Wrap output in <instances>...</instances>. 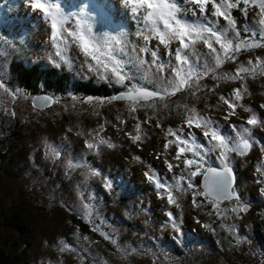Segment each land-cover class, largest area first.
Returning a JSON list of instances; mask_svg holds the SVG:
<instances>
[{"label": "rangeland", "instance_id": "374dc122", "mask_svg": "<svg viewBox=\"0 0 264 264\" xmlns=\"http://www.w3.org/2000/svg\"><path fill=\"white\" fill-rule=\"evenodd\" d=\"M59 3L66 12L83 13L97 34L112 26L115 19L124 21L127 18L119 0H59ZM257 12V8H250L249 18L259 19ZM6 15L15 17V25L13 18L12 22L4 24L9 27L12 38L9 44L0 43V78L5 80L7 77L9 54L14 53L16 48L11 46L7 49L5 46L15 44L13 38L18 29L24 30L26 37L29 36L28 43L34 48L30 57L42 61L48 59L56 66L53 59H60L54 55L50 27L38 12L29 8L27 0H0V18ZM78 18L73 17L69 26L74 27ZM131 23L129 21L123 29L128 32L129 40L134 45H142L143 41L134 34ZM245 23L247 21L243 20L240 24ZM156 43L152 41V44ZM177 46L176 43L172 44V48ZM197 47L202 52L208 51L202 43ZM67 56L71 66L62 61L63 66L71 70L73 76L97 78L87 71L85 57L76 45H70ZM256 56H262L261 48L242 52L237 63H246ZM145 58L151 59L150 54ZM237 63L226 62L219 71H230ZM240 83L215 80L209 75L201 81L203 87L195 95L183 89L174 95L136 105L135 111L126 100L109 101L111 95L97 98L84 94L58 95L54 92H50L53 96L51 103L44 109H38L30 104V98L34 95L32 90L7 83L11 90L19 89L20 94L13 99L0 90V153L3 154L0 155V219L12 213L13 207L18 208L20 217L24 219L22 223L28 225V234L19 236L0 225V244L3 246L7 241L17 239L18 249L13 251L18 255L15 264H72L71 261L76 264L75 260L78 264H264V196H257L264 184L255 182L261 179L255 169L257 163L264 160L259 143L264 141V129L246 125L244 122L251 113L245 112L242 107H237L235 115L225 121V114L230 110L219 99L221 95L231 96ZM246 85L248 91L239 103L252 107L258 116L264 118V108L260 107L264 105V76L248 77ZM40 88L37 86V91ZM254 92L257 93L256 97ZM185 105L211 117L225 133L232 134L228 127L230 123L247 126L257 140L250 154L233 155L234 158L230 154V160L244 170L243 178L235 183L242 197L240 203L251 204L253 199L259 201L253 202L252 207L249 205L247 211L236 216L231 211L218 216L212 203L209 204V210L215 217L218 216L225 223H236L240 236L231 233L230 239L218 241L214 231L209 229L199 236L203 222L194 221L190 216L192 214L185 211L188 208L186 201L193 199L191 192L179 199L180 207L169 205L164 200L167 195L160 198L157 194L164 190L156 189L145 176V173L151 174L150 170H154L169 183L175 182L168 177L165 161L173 165L179 163L173 159L177 148L172 144L165 151L164 145L168 140L175 139L166 136L169 127L188 130ZM11 112L15 115H11ZM14 124L19 129L17 135L6 138L5 134L11 135L15 129ZM137 124L140 125L139 131ZM158 124L160 127H157ZM191 130L198 134L201 132L194 126ZM97 133V141L103 138L113 147H109L108 143L100 144L98 154L88 150L85 142H97L93 140ZM137 135L141 136V140L134 142L132 137ZM48 145L60 150L59 158L53 160L48 155ZM216 155L213 153L209 161L213 165L219 163L216 162ZM69 159L82 166L69 170L66 167ZM92 170L100 174L91 175ZM251 177L254 184L247 180ZM89 178L94 181L92 187H89ZM194 181L193 178L196 184ZM106 183L111 187L106 188ZM100 184L105 195L92 190L94 185ZM113 188L114 192H109ZM89 196H94V199L89 200ZM114 196L120 206H116L117 214L111 212ZM196 199L199 201V196ZM234 202L238 203L231 199L219 206L221 209H231ZM84 203L93 206L91 219L83 218ZM164 212L173 214L175 226ZM126 216V221H133L136 227L114 223L115 218L121 220ZM71 218H78L93 235L80 233L79 226L76 222L72 223ZM94 224L99 226L100 231L93 230ZM214 224L213 221L209 222L210 226ZM216 230L219 232L221 225ZM53 233L57 234L54 240L60 237L76 251H61V245L55 250V244L50 241ZM101 233L116 239L117 245L106 240ZM43 238H48L49 248L40 247L37 239ZM20 248L25 250L22 252Z\"/></svg>", "mask_w": 264, "mask_h": 264}, {"label": "snow or ice", "instance_id": "6c2138e0", "mask_svg": "<svg viewBox=\"0 0 264 264\" xmlns=\"http://www.w3.org/2000/svg\"><path fill=\"white\" fill-rule=\"evenodd\" d=\"M27 3L29 8L38 12L49 25L50 42L55 48L54 55L59 57L60 61L71 66L67 51L70 45L74 44L84 55L88 72L110 85H119L124 89L109 97V101L126 100L135 111L136 105L158 97L174 95L183 89L195 95L203 87L201 81L211 75L215 80L241 82L240 87L233 89L231 96L219 97L230 110L225 114V121L235 115L237 107H242L245 112L251 113L244 123L253 128L264 129V118L258 116L252 107L239 103L248 91L246 79L257 75L264 76V57L256 56L246 63H237L242 52L264 48V0H119L124 15L134 21L135 34L143 41L142 45H134L129 40L128 32L123 30L116 35L95 33L83 13L66 12L59 0H27ZM250 8L258 9L256 16L259 19L249 18ZM233 9L239 10L247 23L238 26L236 18L232 15ZM73 17L79 18L75 19L74 27H70ZM152 41L157 43L152 44ZM0 42L10 43L4 36H0ZM173 43L178 46L172 48ZM201 43L208 49L207 52H202L197 47ZM149 54L151 59H146L145 55ZM52 62L57 67L60 66L54 59ZM226 62L237 63L236 69L232 72H220ZM0 90L13 99L20 94L19 89L11 90L3 78H0ZM50 99L46 98V101ZM91 99L90 97L89 101ZM260 107L264 108V105ZM185 109V124L188 130L185 131L184 127H169L166 136L175 139L168 140L164 145L165 151L172 144L177 148L173 159L179 163L173 165L165 161L168 172H172L174 168L179 169V173L172 177L175 182L169 183L154 170H150L151 174L145 173L146 178L154 183L156 189L164 190L163 193L158 191L157 194L160 198L167 195L169 205L180 207L179 199L191 192L193 207L201 206L203 201L198 202L196 197L202 196L212 203L218 216H223L229 211H247L249 205L240 203L242 197L235 187L230 154H248L257 143L252 129L230 123L228 127L232 134L225 133L211 117L198 113L195 108L189 109L187 105ZM10 114L15 115L14 112ZM193 126L201 132L198 134L192 131ZM136 127L139 131L140 125L137 124ZM98 135L97 133L93 137L94 141H97ZM132 138L134 142L141 140L139 135ZM105 143L108 142L99 138L97 142L86 141L85 147L98 154L99 145ZM259 143L261 151L264 152V141ZM108 146L113 147L111 143H108ZM47 147L48 155L53 160L59 158L61 152L57 147ZM213 153H217L216 159L220 167H214L209 162ZM81 166L79 162H73L71 159L66 165L69 170ZM256 172L260 174L261 179L255 182L264 184V160L257 163ZM99 174L96 170L91 171V175ZM198 175L203 176L202 185L193 183V178ZM105 187L110 188L111 185L106 183ZM260 193L264 195V187L260 189ZM92 199L94 196H89V200ZM231 199L238 202L236 207L220 208L221 202ZM83 208V218L91 219L93 206L84 203ZM166 216L175 226L173 214L167 212ZM93 230L100 231V228L94 224ZM101 234L113 245H117V240L109 234ZM84 239L87 240V237ZM59 244L61 251H76L64 240H60Z\"/></svg>", "mask_w": 264, "mask_h": 264}, {"label": "trees", "instance_id": "16d2710c", "mask_svg": "<svg viewBox=\"0 0 264 264\" xmlns=\"http://www.w3.org/2000/svg\"><path fill=\"white\" fill-rule=\"evenodd\" d=\"M232 15L233 17L236 18L238 26H242L240 23L245 19L240 14V12L237 9H233ZM12 18H13V24L15 25V19H14L15 17L13 16L8 17L6 15L0 18V36L6 37L8 41L10 38H12V35L9 30V27L4 26V24L6 22L8 23L12 22ZM129 21L131 20L128 18H126L124 21L123 19H115V21L112 23V26L105 28V30L102 32L108 33L110 35H116L121 30L125 31L123 28L128 26ZM130 25L134 26V30L136 33V25L134 21H132ZM24 34H25L24 30L18 29L16 31L15 38H13L15 44L8 45V47L5 46L7 49L11 46H16L15 52L9 54V62L7 64V71H6L7 77L5 78V80L8 79L6 81L7 83L11 85L16 84L19 87L30 89L33 91L32 94L33 93L37 94L36 92L38 91L36 87L39 86L41 87L40 91H46V92H51V93L54 92L58 95L59 94L60 95L84 94L85 96H94L97 98H104L108 95H113L117 91L123 90V88H121L119 85H115V84L110 85L109 83L103 80H100L98 78H92L91 76H83V77L73 76L71 74V70H69L68 68H65L63 66V62L60 60L56 61L60 65L59 67H56L55 65L51 64V62L48 59L46 61H42L40 59L30 57L31 52L34 51V48H32L33 46L28 43L29 36L26 37ZM0 43L3 44V42H0ZM3 45H6V44H3ZM30 45L32 47H30ZM1 47L2 46H0V49ZM16 55H23V56H19L17 58ZM208 94H211V93H208ZM256 96H257V93L254 92V97ZM16 126L17 125L14 124L15 129L11 132V135L5 134L6 138H10V137L15 138V135H17V132L19 130ZM0 155L3 156L2 153H0ZM259 157L261 158V155H259ZM102 158H105V157H102ZM216 162H219V161H216ZM214 165L220 166V163H218V165L217 164H214ZM250 166L252 165L250 164ZM231 167L234 172L235 183H236L238 179L240 180L243 178L244 170L240 166H238V163L234 164V162L231 163ZM178 173H179V169L177 170L173 169L172 172L168 173V177L172 178ZM87 180L90 184L89 187H92V185L94 184V181H92L90 178ZM194 180H195L194 182L197 185H199V175L196 176ZM247 180L254 184V178L252 177L247 178ZM97 186L94 185V188H92L93 192L105 195V193L102 190L103 186L101 184ZM111 190L114 192L115 188L109 189V192H111ZM258 194H259L257 195L258 197L264 196V195H261V193H258ZM113 200H114V204L112 205L111 212L117 214L116 206L118 207L119 204L115 196L113 197ZM164 200H167V198H164ZM201 201H203V203L201 204L200 207H193L192 201L190 200L186 201L185 203V204H188V208H185L187 209L185 211H189L192 214L190 215L192 219L194 221L203 222L202 224L203 227L199 231L200 233H198L199 236L202 235L203 231H207L208 229L214 231V235L216 236L218 241L223 240V238L230 239L231 233H236V235L240 236V234L236 231V227H238L236 223H233V221L232 223H225L218 216L215 217L214 214L211 213L209 210L210 202L205 201V199L202 196H199L198 202H201ZM255 201H259V200L253 199L252 201H250L251 204L248 203V205H251L250 207H252V203ZM209 213H211V215ZM164 214L166 216L165 212ZM236 215H240V213ZM234 216H235V213H234ZM117 219L118 217L114 219V223H117L124 227H125V224H128L131 227H136V223H134L133 221H131L130 223L126 221L127 216L126 218L121 219V220L120 219L117 220ZM22 220L24 219L20 217L18 208L13 207L12 213H7L0 219V225L8 228L9 230H12L14 233H16L19 236H25L28 234L27 233L28 225L23 224ZM71 221L72 223H75V222L77 223L80 229V233L93 235L88 229L87 230L85 229V225L81 221H79L78 218H71ZM211 221L215 222L213 226L209 225V222ZM219 225H221V230L217 232L216 229L219 228ZM230 229L232 231H229ZM64 234H66V232ZM56 235H57L56 233H53L51 235L52 238L50 239V241H52L55 244V247H54L55 250L57 248H60V244H59L60 237L54 240L56 238ZM37 240L40 241L39 242L40 247L49 248L48 238L37 239ZM11 241H7L3 246L0 244V264H15L18 258L17 253L13 252L14 250L18 249V243H16L17 239H13V242ZM19 250H22L23 252L25 249L20 248ZM173 252L177 253L176 250H173ZM75 262L76 264H78L76 260ZM71 263L73 264L72 261Z\"/></svg>", "mask_w": 264, "mask_h": 264}, {"label": "water", "instance_id": "95a60500", "mask_svg": "<svg viewBox=\"0 0 264 264\" xmlns=\"http://www.w3.org/2000/svg\"><path fill=\"white\" fill-rule=\"evenodd\" d=\"M122 92L121 91H117L115 92L113 95L111 96H114V95H117L118 93ZM46 98H51L50 96H48L47 94L45 93H41V94H36V95H33L31 98H30V103L33 107H36V108H44L45 106L49 105L52 101V98L50 100H47L46 101ZM214 167H220V166H216V165H213ZM234 173V172H233ZM203 184V176L199 175V185H202Z\"/></svg>", "mask_w": 264, "mask_h": 264}, {"label": "flooded vegetation", "instance_id": "af4514ba", "mask_svg": "<svg viewBox=\"0 0 264 264\" xmlns=\"http://www.w3.org/2000/svg\"><path fill=\"white\" fill-rule=\"evenodd\" d=\"M256 12V11H255ZM249 17H250V15H249ZM261 52H262V56H260V57H264V48H261ZM237 67V66H236ZM236 67L235 68H232L230 71L228 70V71H226V72H232V71H234L235 69H236ZM250 152H252V150H250L249 152H248V154H250ZM232 155H234V156H238V155H236L235 153H231ZM247 154V155H248ZM219 166V165H218ZM221 166V165H220ZM228 202H230V200H225V201H223V202H221L220 204H227ZM235 204H234V206L233 207H236V205H237V203L236 202H234ZM233 207H231V208H233ZM239 211H237V212H235V216H236V214L238 213ZM240 213V212H239Z\"/></svg>", "mask_w": 264, "mask_h": 264}, {"label": "clouds", "instance_id": "9594fccd", "mask_svg": "<svg viewBox=\"0 0 264 264\" xmlns=\"http://www.w3.org/2000/svg\"><path fill=\"white\" fill-rule=\"evenodd\" d=\"M37 94H41V93H45V94H47L48 96H50L52 99H53V96L50 94V92L49 93H47L46 91H38V92H36ZM34 95H36L35 93H33ZM31 104V103H30ZM32 106V105H31ZM48 106V105H47ZM36 108V107H35ZM44 108H46V106L44 107ZM44 108H38V109H44Z\"/></svg>", "mask_w": 264, "mask_h": 264}]
</instances>
